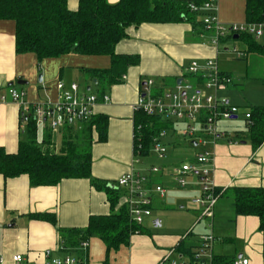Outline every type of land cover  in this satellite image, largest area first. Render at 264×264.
Returning <instances> with one entry per match:
<instances>
[{"label": "crops", "instance_id": "1", "mask_svg": "<svg viewBox=\"0 0 264 264\" xmlns=\"http://www.w3.org/2000/svg\"><path fill=\"white\" fill-rule=\"evenodd\" d=\"M118 1L107 0L109 4ZM216 3L220 23L257 24L246 20V0H216ZM77 7L78 0H67L68 10L75 11ZM195 28L189 22L144 23L128 28L127 37L116 44L114 53L137 57V62L125 70L120 82L108 85L102 79H93L88 72L109 69L108 56L69 54L39 62L32 53L16 55L14 22L0 20V95L6 94L10 87L20 89L25 93L27 107H31L41 102H58V83L65 87L75 83L79 94L97 97L92 108L94 118L106 119L105 139L100 141L96 127L88 130L82 121H67L53 130L50 128L52 119L38 123L30 108L23 109L10 101L0 105V147L6 153L17 152L19 141L25 139L26 120L32 118L36 141L42 150L60 154L66 151L67 144H73L78 149L88 147L91 159L90 179H66L52 187H31L25 175L6 180L0 175V258L4 264H14L12 257L15 255L22 256L21 264H44L46 251H50L52 258L70 257L85 264H102L104 261L108 264H160L165 257V264L189 263V254L194 256L200 249L201 237L206 235H212L214 241L204 259L208 260L210 256L212 260L231 262L245 258L248 264H264V242L258 218L236 215L231 199L235 189L264 187V142L256 150L252 149L245 133L244 116L217 123L220 132L241 133L245 138L242 142L228 143L220 138L214 146H208L213 154L211 181L218 192L211 227L210 222L202 218L201 207L192 202L201 193L199 179L193 174H185L187 184L184 187H179L175 181L176 171L185 163H194V156L202 151L185 136L183 121L154 116L160 118L161 129L153 137L148 153L140 155L134 146L137 143L134 119L142 84L151 80V96L162 97L185 76L190 61L202 63L218 58V47L211 44L209 33ZM220 71L231 76L233 84L218 91V96L234 89L233 86L240 87L241 83L243 86V79L235 81L230 72L221 68ZM83 80L85 84L81 88L79 82ZM256 80L260 82L261 77ZM18 81L25 84L17 85ZM189 81L194 84V79ZM12 82L13 86H8ZM261 87L264 88L262 84ZM198 89H204L203 85H198ZM103 97L108 99L105 101ZM260 105L264 107V102ZM251 106L248 103L238 105L248 111ZM237 121H242L244 126L232 128L229 122ZM38 126L42 127L40 131H37ZM182 140L185 144L190 140L189 145L199 151L178 165L175 163L177 154L170 151H175ZM157 143L165 147L164 157L156 153ZM150 156L155 157L159 167L141 162ZM154 167L159 169L158 173L152 172ZM129 172L146 177L144 188L150 196V216L141 224L133 223L129 217V221L139 227V233L132 234L126 247L110 252L108 257L104 243L98 238L87 240L88 247L83 251L80 244L85 240L73 233L61 238L51 223L33 218L51 214L56 217L60 229L78 231L87 227L90 216L117 213L121 208L126 210L125 189L112 185ZM156 186L165 188L163 196L155 192ZM184 190L192 196L181 192ZM108 191L114 192L113 208ZM202 222H205L207 234L199 229Z\"/></svg>", "mask_w": 264, "mask_h": 264}, {"label": "trees", "instance_id": "2", "mask_svg": "<svg viewBox=\"0 0 264 264\" xmlns=\"http://www.w3.org/2000/svg\"><path fill=\"white\" fill-rule=\"evenodd\" d=\"M204 1L119 0L109 4L107 0H78L77 9L70 11L67 0H0V20L14 22L16 55L32 53L39 62L69 54L108 56L109 69L88 72L93 79H102L112 85L120 82L125 70L137 62V57L114 53L116 44L127 37L128 28H136L144 23L189 22L194 24L195 29L203 31L202 17L205 13L191 12L189 7L191 4L199 6ZM245 14L248 23L262 22L264 0H246ZM239 39L246 43L247 52L258 53L264 58V47L258 45L251 35L240 34ZM260 82L264 87V73ZM159 119L147 116L141 110L136 111L134 133L137 143L134 146L140 155L148 153L153 137L161 129ZM84 123L88 130L92 126L96 127L98 140L105 139V117L92 116ZM245 133L253 150L264 142V107H250ZM243 139L241 133L234 132L229 134L226 142L238 143ZM90 165L88 147L78 149L73 144H67L66 151L60 154L42 150L36 141L32 118L26 120L25 139L19 141L16 153H6L0 147V175L5 180L25 175L31 187L57 186L66 179H90ZM108 192L111 194L109 203L113 208L116 202L114 192ZM231 199L236 215L258 218V228L264 242V187L235 189ZM33 218L51 223L61 238H65L67 233H73L85 241L98 238L106 247L107 257L110 252L126 247L130 236L139 233V227L129 221L124 208L109 215L90 216L87 227L78 231L60 229L56 217L51 214L36 215ZM189 256L192 259L193 253ZM232 263L217 258L212 260V264ZM102 264L108 263L104 261Z\"/></svg>", "mask_w": 264, "mask_h": 264}, {"label": "built area", "instance_id": "3", "mask_svg": "<svg viewBox=\"0 0 264 264\" xmlns=\"http://www.w3.org/2000/svg\"><path fill=\"white\" fill-rule=\"evenodd\" d=\"M191 12L202 11L203 29L210 35L211 44L217 48L223 40L240 34L251 35L255 39L264 37V20L257 24L246 25H224L220 23L217 16L216 0H206L201 5L191 4ZM238 57H242L238 53ZM194 79V84L189 79ZM202 84L204 89H198ZM233 84L231 76L220 71L216 58L207 59L204 62L192 60L185 69V76L180 79L175 87L164 93L162 97L153 98L150 93L151 80L142 84V93L138 99L136 110H141L147 116H159L182 120L185 124L184 134L202 149L194 158V163H185L177 171L175 181L179 187H184L187 182L183 177L185 174L195 175L200 182V196L192 202L201 207L202 218L207 219L211 227L214 206L218 194L211 181V168L213 154L209 150L210 145L214 146L220 138L228 140V132H220L217 128L219 120H230L242 115L249 118L250 111L231 105L227 99L221 98L217 92ZM60 99L56 103L41 102L31 107H27L24 102V91L10 87L6 94L0 95V105L10 101L18 104L23 109L30 108L34 119L38 123L52 119L50 128L55 130L62 123L72 120L87 122L93 116L92 108L97 102L94 95L79 94L78 85L71 83L68 87L58 83ZM207 91V92H206ZM106 101L108 98L103 97ZM23 115V113H22ZM230 143V142H229ZM155 151L159 157L166 155V149L158 143ZM159 169L154 167L153 173H158ZM146 177L138 173L129 172L122 175L112 187L124 188L126 192L125 207L131 221L141 224L145 217L150 216V196L144 188ZM155 192L163 196L165 188L156 186ZM200 249L194 254L189 263L182 264H212L210 256L204 259L210 248L214 237L212 235L202 236ZM88 241H83L80 248L86 251ZM63 248V247H62ZM50 251L44 253L46 262L44 264H85L82 260L66 257L62 260L52 258ZM166 257L160 264H165ZM21 255L12 257L14 264H21ZM0 264H4L0 258ZM171 264H176L175 262ZM232 264H248V259L240 258Z\"/></svg>", "mask_w": 264, "mask_h": 264}, {"label": "rangeland", "instance_id": "4", "mask_svg": "<svg viewBox=\"0 0 264 264\" xmlns=\"http://www.w3.org/2000/svg\"><path fill=\"white\" fill-rule=\"evenodd\" d=\"M257 43L258 45L264 47V37L258 39ZM218 50V66L221 69L230 72L231 75L235 77V81L237 80L239 82L241 79H243L244 81L243 86L242 83L240 87L233 86L234 89H230L227 93L219 94V97L229 99L230 104L237 107L238 105H244L247 103L251 104L252 106L263 107V105L260 104L264 102V88L261 87L260 82H258L256 78L263 76L264 58L258 53L247 52L246 43L240 39H228L218 46ZM238 53H241L242 59L238 57ZM86 79H88L87 76ZM87 81L89 82V80ZM84 84V80L79 82L81 88L84 87ZM229 124L232 126V128L244 126V123L242 121L229 122ZM37 128V131H40L42 127L38 126ZM189 142L190 140H186L185 144V142H183L182 140V142H180V146H178L175 151H170L173 154H177L175 163H177L178 165H181L182 163L186 162L187 158H190L191 156L195 155L196 152L199 151L197 147L190 146ZM141 162L148 165L153 164L155 166H158L159 164V162L155 159L154 156H150L147 159H143ZM181 192L187 194V196L189 197L192 196L191 194L187 193L186 190ZM204 224L205 222H202V225H200L199 229L203 230L204 234H207L204 229Z\"/></svg>", "mask_w": 264, "mask_h": 264}, {"label": "water", "instance_id": "5", "mask_svg": "<svg viewBox=\"0 0 264 264\" xmlns=\"http://www.w3.org/2000/svg\"><path fill=\"white\" fill-rule=\"evenodd\" d=\"M232 38L234 39V40H236L237 38H238V36L237 35H234V36H232ZM38 79H39V81H41V75H39L38 76ZM179 81L180 80H178L177 81V83H179ZM13 82L12 83H9V85L8 86H13ZM17 85H24L25 83L23 82V81H18L17 83H16ZM235 118V117H234ZM194 145H196V143H193Z\"/></svg>", "mask_w": 264, "mask_h": 264}]
</instances>
